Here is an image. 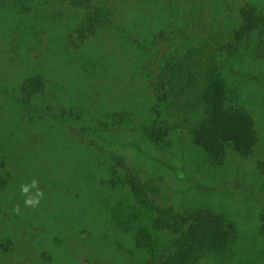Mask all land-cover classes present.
I'll use <instances>...</instances> for the list:
<instances>
[{
  "label": "rangeland",
  "instance_id": "374dc122",
  "mask_svg": "<svg viewBox=\"0 0 264 264\" xmlns=\"http://www.w3.org/2000/svg\"><path fill=\"white\" fill-rule=\"evenodd\" d=\"M90 2L131 33L137 26L156 29L170 23L178 8L194 36L178 39L175 32L172 43L201 48L188 61L196 70L197 87H203L214 63L234 139L219 140L216 154L209 157L188 132L199 108L182 122L171 107L163 117L148 112L136 70L114 54L122 47L127 51L129 44L111 22L112 27L103 22L104 17L102 25L89 29L81 21L85 10L68 0H0V36H14L20 28L35 32L39 49L31 55L33 61L40 59L38 67L46 77L76 90L83 87L86 95L81 100L91 101L90 116L100 111L126 114L122 123L92 119L87 126L61 125L74 136V145L56 146L52 156L30 154L29 147L17 141L6 144L9 157L0 151V264H139L128 258L132 247L110 221V207L134 196L131 185L140 199L186 223L206 216L220 228L221 238H193L185 248V264H264V0ZM134 14L140 24L128 22ZM183 26L179 28L186 31ZM112 31L115 47L109 38ZM81 54L96 59L91 76L83 77ZM77 145L89 156L83 158ZM87 158L99 167L81 170ZM63 163L68 170H61ZM108 167H114L123 186H100ZM49 178L53 188L47 186ZM33 180L44 193L36 208L25 207L20 193L21 185ZM16 206L20 214L14 213Z\"/></svg>",
  "mask_w": 264,
  "mask_h": 264
},
{
  "label": "trees",
  "instance_id": "16d2710c",
  "mask_svg": "<svg viewBox=\"0 0 264 264\" xmlns=\"http://www.w3.org/2000/svg\"><path fill=\"white\" fill-rule=\"evenodd\" d=\"M68 1L85 10L86 17L81 21L89 29L98 23L102 25L101 17H104V23L111 22L106 15L98 12L90 0ZM244 11L245 9L242 10ZM178 12L177 8L175 19L170 23L163 22L156 29H142L136 25L139 27L136 33L128 32L124 27L111 22L120 33L121 40L123 36L124 41L129 44L127 51L122 47L114 54L118 53L121 59L126 60L127 66L136 70L138 81L145 90L143 100L150 105L147 111L155 117L167 116V110L171 107L182 122L192 113L191 110L197 111L199 108L195 113L199 114L198 119L189 123L188 132L190 131L194 144H199L207 156L213 157L218 150L219 140L234 139L232 116L224 113V85L213 69L214 63L208 66L203 87H197L193 76L196 70L188 61L190 57L197 56L201 48L193 50L190 47H194L188 43H172L171 34L175 32L178 33V39L183 37L190 40L194 36L192 28L186 26L183 15ZM128 18L129 23L140 24V20L136 21V14ZM241 20H245V14ZM253 22L257 24V20L254 19ZM111 23L109 25L112 27ZM175 24L178 28L184 25L183 29L185 27L186 31L180 28L179 31L176 30ZM253 28L258 30L257 25H253ZM26 32L24 28H20L14 36L7 37L6 33L0 36V151L3 156L9 157L11 154L6 150L9 141L28 146L30 154L41 153L46 156L54 155L53 148L65 142L73 146L74 136L62 130L63 124L87 126L92 119L117 120L118 123L124 121L126 114L121 111H100L90 116V107L87 105L91 101L81 100L86 95L83 87L76 90L72 84L67 87L54 78L46 77L38 67L41 65L40 59L33 61L31 55L33 50L39 49L38 37L35 32ZM78 34L80 35L79 32ZM109 34H113L109 38L111 45L115 47L114 32ZM89 56L87 58L81 54L79 57L80 69H86V72L82 70L85 73L83 77L91 76L97 70L94 67L96 59ZM99 58L107 70L106 61L101 56ZM110 58L114 61L115 55ZM67 59L74 61L72 56ZM25 61L30 65L27 66ZM109 75L106 71V76ZM134 101L136 100L132 102ZM160 106L162 111L159 110ZM75 147L83 151V158L89 156V152L87 154L81 146ZM85 162L88 164L83 163L81 170L100 165L91 164L88 158ZM61 170H68L67 163L62 164ZM104 176L99 180L100 186L113 190L124 185L114 167H108ZM50 180L49 178L47 186L53 188L54 182ZM131 190L134 193L131 201L127 199L116 202L110 207V221L125 235L133 249L127 252L129 259L135 258L139 264H185L189 259V251L185 248L192 244L193 238L199 236L202 239L204 235L222 237L220 228L212 221H206V216H194L190 223H186L185 219L165 208L140 199L132 185Z\"/></svg>",
  "mask_w": 264,
  "mask_h": 264
},
{
  "label": "clouds",
  "instance_id": "9594fccd",
  "mask_svg": "<svg viewBox=\"0 0 264 264\" xmlns=\"http://www.w3.org/2000/svg\"><path fill=\"white\" fill-rule=\"evenodd\" d=\"M35 190V191H33ZM20 193L24 197L25 207L36 208L40 205L44 193L38 188V182L33 180L29 184H23L20 187ZM14 213L20 214L19 206L13 209Z\"/></svg>",
  "mask_w": 264,
  "mask_h": 264
}]
</instances>
